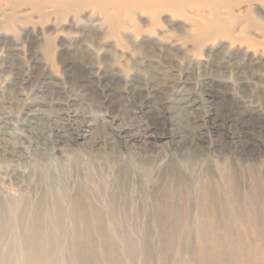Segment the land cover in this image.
<instances>
[{
	"label": "rangeland",
	"instance_id": "1",
	"mask_svg": "<svg viewBox=\"0 0 264 264\" xmlns=\"http://www.w3.org/2000/svg\"><path fill=\"white\" fill-rule=\"evenodd\" d=\"M52 196L85 264H264V0H0V201Z\"/></svg>",
	"mask_w": 264,
	"mask_h": 264
},
{
	"label": "bare ground",
	"instance_id": "2",
	"mask_svg": "<svg viewBox=\"0 0 264 264\" xmlns=\"http://www.w3.org/2000/svg\"><path fill=\"white\" fill-rule=\"evenodd\" d=\"M65 201L66 200L63 197L61 199L59 197L56 198L53 196L50 197L49 202L44 201L43 203H40L41 205H33L28 203L21 204L19 202H11V201H6L4 203L3 201L2 202L0 201V239L2 237L6 238L10 233H15V240L24 241V243L20 242L19 248L14 247L12 244H7L4 246L0 245V264H30L31 259L33 260L34 258H37L38 260V262L35 261L36 264H61V261H64V263L62 264H85L86 259L82 255V250L77 243L75 242L73 243L75 245L74 247L71 246L70 251H67V249H65L64 251V247L61 246L59 243H53V241L49 238V236L44 238L39 234L40 230H53L57 235H59L62 230L61 225H63L64 221L66 222L68 221L69 224L75 228H79V226L83 224L82 222H84V220L81 221L80 218H78L77 213L74 212L77 202H73L72 210L67 211L63 207V203ZM38 207L44 208L46 212L41 211L40 209L38 210ZM43 213L49 215L51 214V218L53 216L52 218L53 222H51V226L44 223L45 221H43L40 218V214L42 215ZM205 214L207 218L212 217V213H205ZM208 223L213 225V224H217L218 221L216 218L212 217V219H210ZM24 227L28 231L27 234L28 236L26 234L20 235V231H22ZM86 227L89 228V225L85 224L84 229ZM39 239L40 241L41 240L42 241L40 243H37L39 242Z\"/></svg>",
	"mask_w": 264,
	"mask_h": 264
}]
</instances>
